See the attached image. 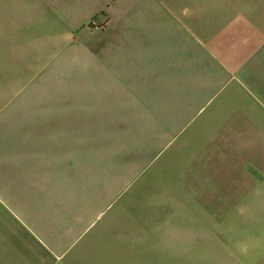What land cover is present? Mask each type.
Returning a JSON list of instances; mask_svg holds the SVG:
<instances>
[{
  "label": "crops",
  "instance_id": "1",
  "mask_svg": "<svg viewBox=\"0 0 264 264\" xmlns=\"http://www.w3.org/2000/svg\"><path fill=\"white\" fill-rule=\"evenodd\" d=\"M0 6L51 40L24 71L59 55L78 92L48 173L0 193V264H264V0Z\"/></svg>",
  "mask_w": 264,
  "mask_h": 264
},
{
  "label": "rangeland",
  "instance_id": "2",
  "mask_svg": "<svg viewBox=\"0 0 264 264\" xmlns=\"http://www.w3.org/2000/svg\"><path fill=\"white\" fill-rule=\"evenodd\" d=\"M5 16L6 9L0 6V72L12 70L11 75L3 81L6 86L0 81V180L6 181L4 186L0 182V193L3 195L6 194L5 186L15 184L13 181L17 178L48 173L47 145L56 146L62 140L63 129L66 132L70 130V119L63 113L70 105H74V99L71 100L70 97L78 95L72 87L63 84L62 66L59 64L57 69L55 65L58 64L56 61L59 55L53 65H48L53 61L39 63L35 66L37 71H24L25 68H30L20 53L26 49L28 51L29 47L25 45H46L51 40L26 37L30 34L28 30L34 28L32 25L36 29L40 25L33 22L23 24L24 30H20L15 38V32L7 30L10 26L4 21ZM96 24L95 21L91 22V25ZM33 55L35 60L39 59L38 55ZM23 73L29 74L27 79L19 78ZM40 82L43 85L36 86ZM47 83H50L49 86L45 85ZM10 87L13 88L8 91ZM53 97L58 98L55 104Z\"/></svg>",
  "mask_w": 264,
  "mask_h": 264
},
{
  "label": "bare ground",
  "instance_id": "3",
  "mask_svg": "<svg viewBox=\"0 0 264 264\" xmlns=\"http://www.w3.org/2000/svg\"><path fill=\"white\" fill-rule=\"evenodd\" d=\"M11 73H12V70L4 71V72H0V81L2 82V85H3V86H6V85H7V84H6L5 82H3V81H5L6 78H7V76L11 75ZM12 88H13V87H10V88L8 89V91L11 90Z\"/></svg>",
  "mask_w": 264,
  "mask_h": 264
}]
</instances>
